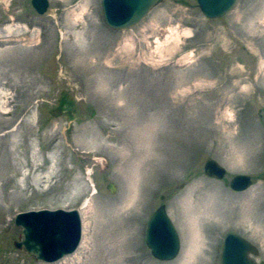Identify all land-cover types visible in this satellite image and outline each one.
I'll list each match as a JSON object with an SVG mask.
<instances>
[{"label": "rangeland", "instance_id": "374dc122", "mask_svg": "<svg viewBox=\"0 0 264 264\" xmlns=\"http://www.w3.org/2000/svg\"><path fill=\"white\" fill-rule=\"evenodd\" d=\"M30 1L0 0V264H218L228 232L264 262V0L218 19L160 0L123 30L100 0ZM161 203L180 240L169 261L143 239ZM39 209L79 212L72 254L13 245L14 214Z\"/></svg>", "mask_w": 264, "mask_h": 264}, {"label": "water", "instance_id": "95a60500", "mask_svg": "<svg viewBox=\"0 0 264 264\" xmlns=\"http://www.w3.org/2000/svg\"><path fill=\"white\" fill-rule=\"evenodd\" d=\"M160 0H100L101 15L105 26L113 30H123L136 25ZM202 16L217 18L230 13L240 0H195ZM30 5L37 14H43L48 8V0H31ZM204 175L220 179L225 174L224 167L212 159L203 163ZM250 176L236 174L228 184L233 191H242L251 185ZM107 190L113 193V183L107 184ZM159 198L163 199L162 196ZM164 204H159L150 214L146 222L144 240L150 255L160 261L172 260L178 255L179 238L176 229L165 213ZM13 224L18 226V239L13 243L17 248L34 256L41 262H55L66 255L72 254L79 246L81 236L79 212L76 209H39L18 212ZM218 264H264L256 263L250 254L255 247L245 238L234 234H226L221 242Z\"/></svg>", "mask_w": 264, "mask_h": 264}, {"label": "bare ground", "instance_id": "6f19581e", "mask_svg": "<svg viewBox=\"0 0 264 264\" xmlns=\"http://www.w3.org/2000/svg\"><path fill=\"white\" fill-rule=\"evenodd\" d=\"M186 35H189V32H184ZM88 200V197L85 199V202H84V206L83 207H85V205L87 204V201Z\"/></svg>", "mask_w": 264, "mask_h": 264}]
</instances>
